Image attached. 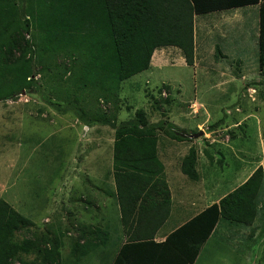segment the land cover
Here are the masks:
<instances>
[{
	"label": "rangeland",
	"instance_id": "1",
	"mask_svg": "<svg viewBox=\"0 0 264 264\" xmlns=\"http://www.w3.org/2000/svg\"><path fill=\"white\" fill-rule=\"evenodd\" d=\"M17 1L21 11L24 3L30 7L34 4L33 0ZM250 12L251 16L243 20L246 39L243 36L237 41L241 50L249 46L250 36L255 33L251 25L258 13L255 9ZM214 16L217 14L194 19L199 42L193 65L187 64L179 47L157 48L149 69L122 81L115 93L101 91L88 81L82 64L68 53L39 51L33 63L32 85L15 99L0 101V200H6L35 223L17 232L18 238H60L58 264H93L90 246H97L99 251L93 249L97 253L115 247L105 240L104 233L110 234L112 228L103 219L104 213L96 212L99 217L90 219L93 212L86 205L88 199L81 196V189L88 187L86 182L90 183L92 173L98 179V192L113 187L111 151L116 129L139 121L140 112L149 124L165 121L164 127L157 129L161 140L173 139L166 131L170 133L167 124L174 123L201 143L206 152L196 168L212 187V199L236 188L240 177L249 171L253 173L262 166L264 173V71L259 64L258 46L248 47L243 54L233 49V56L247 60L243 67L234 66L231 59L226 61L232 65L219 63L215 44L219 42L217 30L221 22L214 27L215 21L209 20ZM56 104L75 106L86 117L103 113L100 117L109 118L114 126H90L76 111H62ZM97 142L99 159L91 161H96L95 167L82 168L89 163L82 162V155L92 150L88 145ZM65 162L64 195L60 184ZM178 162L173 163L177 171ZM98 197L103 199L102 195ZM256 203L260 211L257 227L262 232L258 237L263 240L264 179ZM119 213L113 223L121 220ZM170 225L166 224L165 230ZM248 231L249 227L240 226V232L231 240L216 232L204 244L195 264H264V242L257 249L253 244L248 251ZM90 238L98 244L90 243L82 252L81 245ZM30 252L33 253L28 257H36L35 243ZM80 252L84 257L76 260ZM39 261L28 263L42 264Z\"/></svg>",
	"mask_w": 264,
	"mask_h": 264
},
{
	"label": "trees",
	"instance_id": "2",
	"mask_svg": "<svg viewBox=\"0 0 264 264\" xmlns=\"http://www.w3.org/2000/svg\"><path fill=\"white\" fill-rule=\"evenodd\" d=\"M33 1L32 7L24 3L21 11L17 0H0V94H3L0 101L15 99L32 85L33 63L41 50L68 53L82 64L88 81L98 85L101 91L114 90V93L122 81L149 69L157 48L179 47L187 64L193 65L194 15L227 5L219 0ZM27 34L32 36L27 37ZM259 46V64L264 71V0L260 3ZM55 106L62 111H76L90 126L97 123L114 126L109 118L100 117L103 113L86 117L75 106ZM163 122L149 124L140 112L139 121L116 129L113 174L123 218L127 214L125 201L133 202L134 210L137 201L145 198L143 191L147 188L161 189L160 209L163 210L154 226H142L141 221L150 218L144 210L150 208L140 205V212L134 215L139 218L138 226L125 227L128 239L119 250L116 264H194L220 220L250 225L258 212L256 198L264 179L262 166L219 202L172 231L164 241H155V234L171 209L170 190L157 152V129L164 127ZM167 127L170 133L166 132L173 139L191 140L187 131L176 124L169 123ZM197 157L192 147L181 162L182 171L193 180L198 179ZM34 224L9 202L0 200V264H30L28 262L38 260L42 264L59 263L60 238L51 235L42 240L17 237V232ZM85 242L81 243L82 252L90 243H95L92 238ZM34 243L36 257L30 258ZM49 243V247H43ZM92 247L95 246L89 248Z\"/></svg>",
	"mask_w": 264,
	"mask_h": 264
},
{
	"label": "crops",
	"instance_id": "3",
	"mask_svg": "<svg viewBox=\"0 0 264 264\" xmlns=\"http://www.w3.org/2000/svg\"><path fill=\"white\" fill-rule=\"evenodd\" d=\"M211 1H214V0H211ZM219 1H222L223 3L227 5L225 7H220L217 10H213L207 13L195 14L194 19L198 15H205V14L213 15V13L217 14V16H214L213 18H210L209 20L215 21V22H212L214 27H218L216 22H221L220 28L217 30L219 42L215 44L216 46L215 48L219 52L218 54L219 63H225V65L226 64L232 65L227 62L228 60L231 59V61L234 62V66L238 65V67H243L246 65L247 60L244 59V56H240V55L233 56V52L235 50L236 52H242L243 54L244 52L248 51V47H251V49H255L258 46V57H259L260 3L262 0H260L257 3H250L248 0H219ZM254 9L258 13V17L256 16L255 21L251 25L255 33L250 36L249 46L245 47L244 45L242 46L243 48L241 50L237 46V41L239 38L244 36L243 28L245 26V23L243 22V20L245 19V17L251 16L250 11ZM209 33L210 32H208L206 36H208ZM196 36H197V28L195 30V52L197 50V46L199 42L198 40H196ZM201 43L203 44V42ZM229 53H232V54H229ZM195 59H196V55H195ZM158 136H159V140L157 144L158 159L163 165V177L168 184V187L170 190V197H171L170 214L167 217V219L163 222V224H161V226L158 228L155 234V238H154L155 241L161 242V241H164L166 237L172 231H174L175 229H177L178 227H180L181 225L189 221L191 218H193L195 215H197L198 213L206 209L211 204L215 202H219L223 196L233 191L235 188L233 190H230L228 193H225L223 196H216L215 198L212 199L211 194L213 193H210V191H212V187L210 188L209 183L205 181V174H203L202 176L197 169L198 179L193 180V179H190L182 171L181 163L179 164L180 165L179 171L175 169L174 167L175 165L173 164L174 162L177 163L178 161L182 162V159L185 157L186 154H188L190 148L193 147L197 151V156H198L197 164L199 165L200 160L202 159L201 156L202 155L205 156L204 154L206 152L203 149L201 143L199 141L192 140V136H190L191 140H182V141L176 140V139L161 140L160 134H158ZM114 143L112 145V151H111V157L113 159V166H114ZM89 148L92 150L97 149V151L93 152L91 150L89 152H86L84 155H82L81 157L82 162H84L85 160L86 161L88 160L89 162L85 165L86 167L82 166V168L95 167V165L93 164H95L96 161L94 163L91 161L97 158L99 159L98 142L96 144L92 143L88 145V149ZM62 166L64 168H63V175H62L61 184H60V190H61L60 192L65 195L64 185L67 179L66 162ZM90 171H93V168H91ZM113 172H114V167L112 168V175L110 174L113 187L101 188L103 190L101 191L99 190L98 192L97 190L98 184L95 185V182L98 179H95L92 173V174H89L90 177H88L90 180V183L86 182L87 184L86 186L88 187L81 189V192H82L81 196L84 197L85 195V197L88 199L86 201V205L87 207L90 208L89 211L93 212L90 219L93 220L99 217V214L96 215V212L104 213L105 218L103 219L105 220V222H107V226H111L112 228L111 233L106 235V239H105L106 243L115 245L114 248H110L105 253L95 252L93 249H96L99 251V248L97 246L92 248L89 254H91L92 256V260L94 262L93 264H116V260L119 255V250L121 246L128 239L125 227L138 226L137 224H138L139 218L138 216L134 218V215H135V212H140L139 211L140 205L142 207L145 206L147 208H150L149 210L147 209L144 210L146 213L149 214L150 218L145 217L141 221L142 226H154L157 223V221L161 219L160 217L163 214V210L160 209V204L162 202L160 198L161 189L147 188L143 191V194L144 195L146 194L145 198L139 199L137 201L136 208L134 210H132L134 203L131 201H125V207L127 209L126 211L127 214L125 218H123L122 210L119 205L118 193H117V189L115 185V179H114ZM249 172L240 177V184L238 186L243 184L252 175V173H249ZM188 180H191V181H188ZM134 194H136V192ZM99 195L103 196V199H101V201H100V198L98 197ZM257 207H258V203H257ZM119 211L121 212V215ZM116 213H119L120 216L118 218H121V220L117 223H113V219L116 218L115 216H117ZM259 214H260V211L257 212L254 222L250 225H245V224L235 225L234 223L228 222L226 220H220L217 228L215 229V231L212 233L210 237H212L216 232H218L217 234H219L220 237L225 236L231 240L232 236L236 237V235H234L235 233L240 232V226H247L249 227V231H248L249 234L247 235L249 244H248L247 250L248 251L252 250L253 244L255 243H256V249H257L258 244L262 241L264 242V239L259 240V237H258L259 234H262L261 230L257 227V225H259V219H258ZM166 224H171V225L168 229L165 230L164 227ZM118 226H120V229L118 228ZM110 235H112L113 238H111ZM94 242L96 243V241ZM115 248L116 250L114 251L113 249ZM83 257L84 256L80 254L79 257L76 258V260H78V258L82 259ZM198 258L196 259L195 263L197 262Z\"/></svg>",
	"mask_w": 264,
	"mask_h": 264
}]
</instances>
